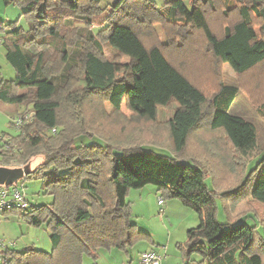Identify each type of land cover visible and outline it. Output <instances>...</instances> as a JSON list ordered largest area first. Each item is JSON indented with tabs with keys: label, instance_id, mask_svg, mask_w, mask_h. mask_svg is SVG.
Returning <instances> with one entry per match:
<instances>
[{
	"label": "trees",
	"instance_id": "16d2710c",
	"mask_svg": "<svg viewBox=\"0 0 264 264\" xmlns=\"http://www.w3.org/2000/svg\"><path fill=\"white\" fill-rule=\"evenodd\" d=\"M1 1L20 9L28 29L21 33L13 23H0V33L9 35L2 41L4 57L14 70L13 80L0 79V102L30 108L32 116L14 137L0 140V166L42 156L43 164L24 179L40 172L38 177H49L42 190L52 202L0 212L46 227L52 251L3 247L0 264H82L85 256L96 260L98 250L128 255L137 242L150 239L131 223L127 202L129 191L146 186H154L161 201L178 200L198 215V226L186 232L182 264H264V152H257L256 127L232 111L237 87L221 84L209 97L164 52L170 44L174 56H183L187 38L199 32L206 52L236 76L264 68V0L238 1L236 21L221 33L205 16L218 10L213 0H187L188 18L182 15L185 0H159L161 6L155 0H117L104 20L99 0ZM220 2L226 16L232 6ZM73 19L85 27L68 40ZM95 19L100 27L93 33L88 28ZM156 25L174 30L163 47L145 43ZM47 46L54 62L46 57ZM121 57L129 62L118 69ZM77 81L81 88L75 90ZM104 102L115 115L124 105L137 121L153 125L159 108L174 110L164 126L116 131L108 127ZM259 107L264 110V104ZM96 137L103 147L76 144ZM143 143L169 148L174 157L146 151ZM244 192L251 209L241 213ZM219 197L225 224L215 218ZM249 218L255 226L247 225ZM194 253L200 261L192 259Z\"/></svg>",
	"mask_w": 264,
	"mask_h": 264
},
{
	"label": "rangeland",
	"instance_id": "374dc122",
	"mask_svg": "<svg viewBox=\"0 0 264 264\" xmlns=\"http://www.w3.org/2000/svg\"><path fill=\"white\" fill-rule=\"evenodd\" d=\"M158 6L162 5V2L159 0H155ZM215 2V6L218 9L216 12H210L207 10L205 16L207 22L211 29L216 33H221L223 28L227 24H231L237 19V10H238V1L240 0H225L226 4H229L231 9L227 11V15L224 16L222 14V7L220 0H213ZM186 11L182 14L183 17H189V2L185 0ZM111 11V9H110ZM110 11L108 9L101 13V19L104 20L109 14ZM78 20H72L70 24H68V40L72 39V32L80 29L82 23H79ZM0 23L3 25H8L13 23L14 29L21 30V33H25L28 29V22L25 18L22 17L20 9L17 6L6 5L3 1L0 2ZM93 26H90L88 30H92L93 33L96 32L97 27L99 28L100 23L95 19L93 20ZM86 28V29H87ZM71 31V32H70ZM153 39L148 38L145 42L147 45H151L152 43H156L158 46L163 47L169 43V37L174 35L173 29H164L160 25H156L152 29ZM66 33H64V36ZM5 37H9L8 33H0V78L4 81H11L14 79V70L5 60V49L2 45V41H4ZM166 46V50L164 49L165 54L168 58L177 65L179 70L195 85L201 88L204 92L208 94L209 97L218 90L219 85H232L237 87L238 95L233 103L232 111L246 118L248 121L253 123L256 127L257 135H258V153L264 152V110L259 107V105L264 104V68L261 67L256 71L245 77H238L236 74L232 72L228 65H220L217 64L213 58L206 52L205 41L201 33L193 32L189 35L186 40V44L183 47L186 53L183 56H174L172 53V49ZM103 50L105 55L110 59V53L107 47L103 44ZM53 56L55 58V54L51 47H46V57L50 62H54ZM113 59V58H112ZM111 59V60H112ZM116 62L120 65L118 69L122 66L126 65L129 62L128 58H118ZM81 88V83L78 81L74 83L73 89L78 90ZM92 101H88L87 103H91ZM89 107L88 105L85 106ZM174 107L169 108H159L157 110L156 122L154 125L164 126L166 121H168L173 115ZM102 112L108 120L109 126L112 130L117 131L119 127L128 126L130 129L135 132L140 131H149L152 129L153 124H149L145 121H137L132 114L122 105L121 110L118 114H113L112 107L104 102L102 104ZM31 115L30 108L26 110V107L23 105H8L0 102V140L9 139L14 137L18 133V129H16L12 124V120L18 116ZM94 115L92 114V117ZM85 118L87 122H91V114L88 111H85ZM83 143L85 145L96 144L98 146L103 147L102 139L96 137L93 140H88L85 138H81L76 141V144L79 145ZM143 148L146 151H152L159 156L164 157H174L171 150L169 148L160 147V146H152L146 143H143ZM222 150L227 151L225 145L221 144ZM229 155L230 158L231 154ZM264 156V153L262 154ZM262 156V157H263ZM259 160L256 159L252 161L248 169L254 168L255 164ZM23 165H18L17 163H11L6 167H22ZM5 167V166H4ZM44 174L47 171H43ZM41 174L38 173V175ZM35 176L32 179H23L18 182V186L23 188V192L27 198L29 208L47 205L52 202V198L48 195L43 194L42 187L49 180V177L40 178ZM208 187H212L211 181H206ZM147 188L156 189L154 186H146ZM130 192V191H129ZM137 193V190H131V195ZM128 198V195H127ZM217 212H216V220L219 224H225L227 221L226 215L224 214L221 206V198H215ZM129 201V198L127 202ZM171 200H165L168 203ZM173 203H178L177 205L182 209L181 212H178L176 208H173L174 217L173 223H169L167 219L164 220V223H160L158 226L156 222L148 217L147 214L141 215L137 217L136 214L141 210L136 209L132 212L131 209V223L136 226L139 232L147 234L149 237L151 234L149 231H144V228H151L156 232V239H160L162 243H160L161 248V261L163 264H182V253L183 247L186 242V232L191 228H196L199 224L198 215L191 208L184 206L181 202H177L173 200ZM240 208L241 213H245L251 209L250 204L251 201L247 194L244 192L240 199ZM175 207V206H172ZM172 210V209H171ZM144 212V211H143ZM144 216V217H142ZM251 218H254V214L251 213L249 215ZM249 218L246 220L248 226H255L254 220ZM166 227H164V225ZM172 225V226H171ZM149 226V227H148ZM46 227H31L23 222L20 217L16 213H7L2 214L0 212V243L2 247L13 248L17 251H22L27 247H32L35 250L50 253L52 251L51 242L48 236V232L45 229ZM146 230V229H145ZM148 230V229H147ZM260 231V229H258ZM146 239V238H145ZM166 239H173L175 242L171 243L167 248L166 247ZM149 243L150 240H142L137 242L133 246V252L136 253L139 249H141L142 243ZM181 246V248H180ZM108 252L107 250H104ZM116 251V250H114ZM119 251H117L118 253ZM114 253V252H113ZM121 253V252H119ZM264 257V256H263ZM106 258H102L100 253L97 252V259L93 260L87 256L83 257L82 264H104L102 261ZM193 260H201V255L194 253L192 256ZM108 260V258H107ZM114 257L111 256V263L113 264ZM107 263V262H106ZM116 263V262H115ZM108 264V263H107Z\"/></svg>",
	"mask_w": 264,
	"mask_h": 264
},
{
	"label": "crops",
	"instance_id": "0c3cea01",
	"mask_svg": "<svg viewBox=\"0 0 264 264\" xmlns=\"http://www.w3.org/2000/svg\"><path fill=\"white\" fill-rule=\"evenodd\" d=\"M116 1L117 0H99L100 8H101L102 12L106 11L107 9H108V11H110L111 7L114 5V3ZM128 198H129L128 203L131 205L132 212L136 209L141 210L140 212H138L136 214L137 217H140L141 215H144V213H145L148 215V217L150 219H152L154 222H156L158 226H160L159 225L160 223L161 224L164 223L165 219H167V221L169 223H173V219H172L174 217V215H173L174 213H172V211L174 212L173 208H176L178 210L177 214L182 211V209H180V207L177 205L178 203H173L174 205H171V202H173V200L168 201V203L165 201L164 202L161 201L159 199V194L157 193V189H153V188L144 187L140 190H137V193H135L133 195V197H132L131 191H130L128 193ZM128 198H127V200H128ZM176 201L180 202L178 200H176ZM172 206H175V207H172ZM142 217H144V216H142ZM163 225H164V227H166L165 224H163ZM191 229H193V228H191ZM144 231L145 232L149 231V233L151 234L150 239H149L150 242L149 243L143 242L141 245V249H139L136 253L133 252V248L128 251V255H125L122 252L117 253V251H114V250H110L108 252H106L104 250H98L97 252L100 253V256L102 255V258H106L102 262L104 264H107V263L112 264L111 263V256H112V257H114L113 264H123L127 261H132V260L136 259V257L140 253L147 252V251H152V252L157 253L158 255H161L160 251H161L162 246H160V243H162V242L160 239L155 238L156 232L153 229H151L150 227L144 228ZM166 241H167V243H166L165 248H167L171 243L175 242L173 239H166ZM107 258H108V260H107ZM161 264H163L162 261H161Z\"/></svg>",
	"mask_w": 264,
	"mask_h": 264
},
{
	"label": "built area",
	"instance_id": "2783aa9c",
	"mask_svg": "<svg viewBox=\"0 0 264 264\" xmlns=\"http://www.w3.org/2000/svg\"><path fill=\"white\" fill-rule=\"evenodd\" d=\"M31 116H18L12 120V125L18 129L23 123L31 120ZM14 207H18L25 210L28 207L26 196L23 192V188L18 185L10 188H0V211L10 210ZM0 248H3L0 243ZM161 256L152 251L140 253L136 259L127 261L123 264H161ZM1 260V259H0Z\"/></svg>",
	"mask_w": 264,
	"mask_h": 264
},
{
	"label": "water",
	"instance_id": "95a60500",
	"mask_svg": "<svg viewBox=\"0 0 264 264\" xmlns=\"http://www.w3.org/2000/svg\"><path fill=\"white\" fill-rule=\"evenodd\" d=\"M43 164V157L31 158L22 167L0 166V188H10L22 181L26 176L33 174Z\"/></svg>",
	"mask_w": 264,
	"mask_h": 264
}]
</instances>
